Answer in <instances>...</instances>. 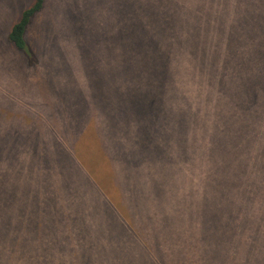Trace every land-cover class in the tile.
Returning <instances> with one entry per match:
<instances>
[{
    "label": "trees",
    "instance_id": "1",
    "mask_svg": "<svg viewBox=\"0 0 264 264\" xmlns=\"http://www.w3.org/2000/svg\"><path fill=\"white\" fill-rule=\"evenodd\" d=\"M45 3L32 0L7 32L29 59L26 32ZM109 10L131 21L101 59L88 147L40 120L54 135L40 173L24 150L0 151V216L13 202L42 213L38 185L2 186L39 173L53 179L59 225L38 234L7 215L0 264H264V0Z\"/></svg>",
    "mask_w": 264,
    "mask_h": 264
},
{
    "label": "rangeland",
    "instance_id": "2",
    "mask_svg": "<svg viewBox=\"0 0 264 264\" xmlns=\"http://www.w3.org/2000/svg\"><path fill=\"white\" fill-rule=\"evenodd\" d=\"M31 1L0 0V151L24 150L29 165L40 173V158L51 156L54 144L50 141L54 135L44 124H53L56 133L65 139L83 138L88 147L86 141L90 132L86 123L91 93L94 89L106 88L101 59L106 56L111 34L131 20L119 16V12L118 16L109 14L110 6L121 5L123 0H104L103 7L101 0H46L42 12L31 21L26 32L32 53L29 59L14 50L6 36ZM126 4L125 9L131 16L141 5L137 1ZM109 19L110 24H107ZM95 38L99 43L93 40ZM98 73L100 84L97 87L95 77ZM39 173H35L31 181H8L2 186L21 189L38 185L36 203L42 213L38 212L33 218L31 215L29 219L28 210L18 208L14 202L5 213L15 218L13 212L18 211L20 221L31 220L34 231L40 234L41 230L42 234L57 230L59 225L53 207L57 197L53 199L48 195L54 185L53 179L48 175L38 179ZM2 205L0 210L4 211ZM7 215L0 216V231ZM7 221L11 225L10 218Z\"/></svg>",
    "mask_w": 264,
    "mask_h": 264
}]
</instances>
